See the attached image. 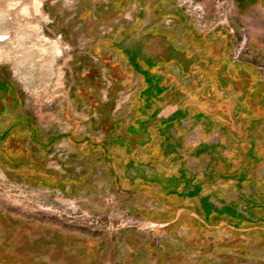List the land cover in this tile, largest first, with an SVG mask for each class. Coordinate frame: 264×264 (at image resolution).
I'll use <instances>...</instances> for the list:
<instances>
[{"label": "rangeland", "instance_id": "rangeland-1", "mask_svg": "<svg viewBox=\"0 0 264 264\" xmlns=\"http://www.w3.org/2000/svg\"><path fill=\"white\" fill-rule=\"evenodd\" d=\"M107 1L0 0V79L16 86L19 110L54 138L44 161L50 169L63 171L61 164L70 158L76 168L83 164L69 138L98 117L88 114L89 103L106 100L113 80L104 76L100 82L97 70H108L119 81L118 105L131 101L139 86L118 55L138 39L129 34L117 42L111 36L116 22L127 27L136 5L116 13L105 8ZM173 2L164 8L180 10L200 32L220 34L218 41L230 44L228 58L257 71L261 85L250 93L264 105V0ZM152 3L144 0L141 19H153L148 14ZM43 60L50 61L46 77ZM84 70L86 77H80ZM187 81L174 78L182 97L201 107ZM127 107L122 108L126 117L131 114ZM232 107L227 103L226 112ZM232 126L238 131L239 125ZM104 127L93 130L97 138ZM24 143L17 139L20 149L0 158V264H264V223L234 228L209 221L190 200L165 201L149 191H131L110 174L105 181L104 166L94 160L86 182L72 190L68 185L56 188L36 173L24 172L42 162ZM33 149L44 150L38 145ZM183 163L192 168L197 160L187 154ZM219 185L217 181L214 187Z\"/></svg>", "mask_w": 264, "mask_h": 264}, {"label": "flooded vegetation", "instance_id": "flooded-vegetation-1", "mask_svg": "<svg viewBox=\"0 0 264 264\" xmlns=\"http://www.w3.org/2000/svg\"><path fill=\"white\" fill-rule=\"evenodd\" d=\"M173 1L153 0L148 8L153 19L145 21L141 19L146 12L144 0H118L124 9L135 3L137 11L133 18L141 20L139 28L130 26L122 36L134 35L137 44L148 40L147 44H141V52L154 57L160 66L147 76L140 112L142 118L152 117L144 124L151 121L154 125L161 124L156 126L162 137L157 154L138 167L151 176L149 191L163 196L165 201L190 200L207 219L234 228L264 223V105L250 93L255 85H261L257 71L231 61L227 58L230 44L227 42L226 47L225 42L216 41L209 52L201 42L198 51L193 49V61L190 59L191 64L181 70L183 75L169 74L172 70L164 66V59L170 54L169 42L159 34L143 32L149 22L162 17L165 5ZM137 44L119 55L131 57ZM176 77L179 82L189 78L186 88L196 90L201 107L189 113L160 107L163 99L182 96L174 83ZM20 98L10 80L0 79V158L10 157L11 150L20 149L17 144L20 138L28 137L33 147L42 146L41 131L35 121L23 108L19 110ZM150 103H155L154 111L150 110ZM227 103L233 104L230 112L225 110ZM233 124L239 125L238 131ZM226 152L231 155L226 156ZM159 153L165 159L161 160ZM187 154L196 157L197 164L191 165L192 168L183 163ZM127 172L130 173L129 169ZM217 181L220 185L214 187Z\"/></svg>", "mask_w": 264, "mask_h": 264}, {"label": "crops", "instance_id": "crops-1", "mask_svg": "<svg viewBox=\"0 0 264 264\" xmlns=\"http://www.w3.org/2000/svg\"><path fill=\"white\" fill-rule=\"evenodd\" d=\"M104 6L112 11L115 9L116 13H119L121 8H123V5L118 3V0H108ZM136 11L137 10H134L133 14H135ZM133 14L131 21L126 25L127 27H124L122 23H115L113 28H115L116 33L114 35L111 33V36L115 37V41L119 42L121 40L123 32L126 31L124 30L125 28L130 26H134L135 28L140 27L141 20H135ZM167 19L171 20L172 23L166 25ZM145 28L143 32L144 35L159 34L169 42L170 48L168 51H170V54L167 53V58L164 59V66L172 70L169 74H173V76L183 75L181 70L189 66L191 61H193V49L198 51V44H205L209 52L213 46L212 44L221 38L220 34L214 32L199 34L192 24L187 22L186 15L180 10L172 8H165L162 17H160L158 21L149 22V25ZM226 43L227 40L225 41V44ZM141 44H143V42H139L137 48L133 49L131 57H122L118 54L119 59L130 70L127 74L129 76H137V81L139 83L131 101L118 105L119 81L115 80L107 69V72L104 73H100V70H97L95 74V78L100 80V82H104V76L109 77L113 81L107 86L106 100L100 101L99 99H95L92 105L89 103L90 109L88 110V114L92 115L95 113L98 117L92 119L87 126L85 125L84 132L69 138L71 146L73 147L72 150L76 153L78 152V154L82 156L83 164L80 165L81 167L76 168L71 158L61 164L64 169L63 171L50 169L45 166L44 161L48 158V144L50 141H54V138L46 137L44 133L41 132L40 139L41 147L44 149L42 150L43 152H36L35 149H33V145H31V140L28 137L24 138V145H26V147L29 146L27 152L33 154L34 158H42L40 167H37V169L24 167V172L36 173L38 179L42 182L46 180V182L53 187H60L65 190L68 185L72 190L78 187L79 184L86 182V178L92 175L91 164L93 163L92 160H94L95 163L99 162L100 165L104 166L103 173L105 175V181L107 180L106 175L108 176V174H110L114 176L116 182L120 183L124 180L122 182H125V185H128V189L131 191L139 189H141V191H149L151 188L149 184L151 176H147L145 171H142L138 166L147 164L152 154H157L156 151H158L162 134H159L156 126L161 124L154 125L152 121L151 123L144 124L152 117L146 116L142 118L143 114L140 112L143 107L141 94H144V90H146L148 85L147 76L153 75V70L160 66H157L154 57H150V55L141 52ZM192 66V68H195L196 65ZM85 74H87V70H84V72L79 75L80 77H84ZM83 90L88 91L86 87H83ZM179 91L182 92L180 89ZM193 93L196 95V90L193 91ZM160 102V100L159 102L156 101V103ZM109 103L113 104L110 106L108 105ZM159 105L165 109L169 108V111L179 109L182 111L186 110L188 113L192 111V109H197L199 107L186 101L185 98L180 95L177 99H163L162 103ZM127 106L131 114L126 117L122 108H126ZM148 106L150 110L154 111L156 105L155 103H150ZM173 122H176V120L172 121V123ZM101 126H105L107 129L103 130L104 127L101 131L99 130L103 136L97 138L93 130ZM159 154L161 155V160L165 159L163 154ZM101 155H103L104 158H102ZM230 155L229 152H226V156L229 157ZM86 161L89 162V166L84 165ZM156 168L160 170L158 167ZM128 169L130 173L133 172V175L127 172ZM96 170L97 168H95V171ZM103 173L101 171L102 175Z\"/></svg>", "mask_w": 264, "mask_h": 264}, {"label": "bare ground", "instance_id": "bare-ground-1", "mask_svg": "<svg viewBox=\"0 0 264 264\" xmlns=\"http://www.w3.org/2000/svg\"><path fill=\"white\" fill-rule=\"evenodd\" d=\"M14 3V2H13ZM13 5V4H12ZM15 5V4H14ZM23 7V6H22ZM27 7H28V5H27ZM35 7V6H34ZM21 9V8H20ZM23 12H25V13H28V11H27V9H26V7H23L22 9H21ZM38 10V9H37ZM20 13V12H19ZM21 38H22V36H21ZM25 38H26V36H25ZM44 61V60H43ZM49 64H50V61H48V60H46V61H44L43 63H42V66L44 67L43 68V71H44V77H46L48 74H50V72H51V68H50V66H49ZM43 77V76H42Z\"/></svg>", "mask_w": 264, "mask_h": 264}, {"label": "trees", "instance_id": "trees-1", "mask_svg": "<svg viewBox=\"0 0 264 264\" xmlns=\"http://www.w3.org/2000/svg\"><path fill=\"white\" fill-rule=\"evenodd\" d=\"M112 104H113V103H109L108 105H110V106H111ZM149 192H150V193H152L151 191H149ZM208 220L210 221L211 219H208ZM213 221H214V222H217V220H216V219H214Z\"/></svg>", "mask_w": 264, "mask_h": 264}]
</instances>
